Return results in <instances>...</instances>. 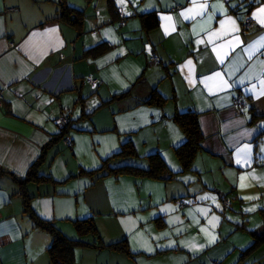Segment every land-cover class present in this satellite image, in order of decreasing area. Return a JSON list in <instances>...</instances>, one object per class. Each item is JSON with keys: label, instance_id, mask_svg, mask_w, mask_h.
I'll return each mask as SVG.
<instances>
[{"label": "crops", "instance_id": "crops-1", "mask_svg": "<svg viewBox=\"0 0 264 264\" xmlns=\"http://www.w3.org/2000/svg\"><path fill=\"white\" fill-rule=\"evenodd\" d=\"M241 1L0 0V170L24 178L36 164L44 180L25 192L37 219L86 244L74 223L92 219L102 244L129 252L77 247L73 264H264V246L244 254L264 211V0L246 31ZM190 111L203 140L182 172L174 117ZM153 154L176 177L109 174ZM50 244L0 176V264H51Z\"/></svg>", "mask_w": 264, "mask_h": 264}, {"label": "trees", "instance_id": "trees-1", "mask_svg": "<svg viewBox=\"0 0 264 264\" xmlns=\"http://www.w3.org/2000/svg\"><path fill=\"white\" fill-rule=\"evenodd\" d=\"M248 7L247 12H249L250 8L256 4L255 0H242L240 4H245ZM62 16L66 19L74 20L79 19L80 13H76L72 10L63 8ZM143 27L147 30L154 28L157 25V20L154 14H144L142 16ZM162 99L158 98L157 96H151L146 103L153 104V103H162ZM174 120L179 124L181 127L185 141L183 144L175 148V155L181 165V171H190L192 168L193 160L197 154V152L201 149V142L203 140V135L201 133L199 122H198V115L195 112H186L182 114H177L174 117ZM67 126H64V131L66 130ZM121 155L123 156H134L135 152L133 147L130 144H126L123 146L121 151ZM149 166L147 169H139L136 167L125 166L119 167L116 169L110 170L109 174H128L134 175L137 177L143 178H152L157 180H172L176 177V174L171 173L169 169H167L166 164L161 159V157L157 154H153L148 157ZM36 163V162H35ZM36 164H33L27 176L24 178H19L12 173H7L6 171L0 170V176L8 174L12 177V179L18 184L21 191V196L23 197V209L24 212L29 215V217L33 220L34 224L46 231L51 237V244L47 249V252L50 257L51 264H73V251L77 247H84V246H92L94 248L99 249H112L116 251L123 252L129 255L127 245L125 241H121L119 243H115L112 245H104L101 243L99 235L96 231L95 224L92 219H85L79 220L74 223V228L79 236V238L84 236H91L94 238V242L92 244H86L80 239H69L63 236L60 231L54 227V225L50 222L43 221L37 219L35 215L32 213L30 209V197L25 192V185L29 181L40 182L44 179L37 175L34 167ZM262 216V223L259 227L254 230L250 231V235L252 237L251 245L244 251V254H248L253 252L256 248L260 246H264V211L261 212ZM243 254V256H244Z\"/></svg>", "mask_w": 264, "mask_h": 264}, {"label": "built area", "instance_id": "built-area-1", "mask_svg": "<svg viewBox=\"0 0 264 264\" xmlns=\"http://www.w3.org/2000/svg\"><path fill=\"white\" fill-rule=\"evenodd\" d=\"M120 24L121 25H124L125 24V20H124V16L122 13H120ZM252 23H253V19L251 18L249 12H246L242 19H241V28L242 30L246 31V30H249L251 27H252ZM108 46H110V44H108ZM149 60L153 63H158L159 60L157 58L156 55L152 54L150 57H149ZM89 84L90 85H94L97 83L96 80H88ZM246 101L241 97V96H237L234 101H233V104L235 106V108L237 109V111L239 113H241L243 111V108H244V105H245ZM3 104V96H2V92L0 91V107L2 106ZM60 125L61 126H65V124L67 123L66 119L65 118H60ZM65 142L68 144V139H65ZM180 205L183 204V201H180L179 203ZM224 205L225 206H228L229 205V200L228 199H225L224 200ZM213 264H218L217 262L213 263Z\"/></svg>", "mask_w": 264, "mask_h": 264}, {"label": "snow or ice", "instance_id": "snow-or-ice-1", "mask_svg": "<svg viewBox=\"0 0 264 264\" xmlns=\"http://www.w3.org/2000/svg\"><path fill=\"white\" fill-rule=\"evenodd\" d=\"M260 11H261V12H264V9H261Z\"/></svg>", "mask_w": 264, "mask_h": 264}]
</instances>
